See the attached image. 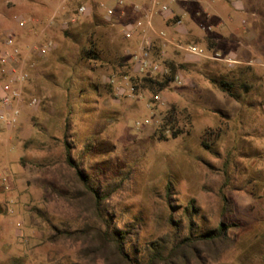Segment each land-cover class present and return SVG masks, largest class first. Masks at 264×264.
Here are the masks:
<instances>
[{
	"label": "rangeland",
	"instance_id": "1",
	"mask_svg": "<svg viewBox=\"0 0 264 264\" xmlns=\"http://www.w3.org/2000/svg\"><path fill=\"white\" fill-rule=\"evenodd\" d=\"M215 3L171 1L170 9L191 30L188 36L171 30L169 37L199 44L207 54L220 51L211 36H227L231 45L264 41V0L237 9L223 25ZM80 4L89 11L78 13ZM118 6L117 0H0V39L12 36L19 49L6 74L0 72V94L16 93L12 107L18 111L13 124L0 121V264L81 261L87 249L81 238L52 237L55 227L98 226L65 162V139L81 171L96 183L123 180L108 204L119 224L137 217L144 236L168 230L164 186L171 181L172 201L195 199L205 226L238 225L229 246L204 249L201 260L190 264H264V69L245 74L247 92L234 84L241 97L236 100L214 79H232L239 67L186 58L169 47V59L183 66L176 72L181 83L171 82L156 95L133 89L131 79L146 74L134 69L135 34L123 35L132 21L119 20L117 12L105 17L107 8ZM46 43L51 48L41 54ZM92 44L97 60L85 57ZM14 68L25 80L11 81L7 72ZM171 109L175 123L167 126ZM67 120L72 136L66 138Z\"/></svg>",
	"mask_w": 264,
	"mask_h": 264
},
{
	"label": "trees",
	"instance_id": "2",
	"mask_svg": "<svg viewBox=\"0 0 264 264\" xmlns=\"http://www.w3.org/2000/svg\"><path fill=\"white\" fill-rule=\"evenodd\" d=\"M156 50L157 47L154 46L152 55H156ZM84 52L86 58L99 59L94 45ZM165 63L169 73L163 76L146 74L144 77L131 79L132 88L147 90L154 95L164 90L173 81L176 72L183 67L170 59ZM249 71L250 67H239L232 79L220 78L214 81L220 90L240 100V95L233 91L234 84L238 83L247 92L249 87L242 80ZM173 123L175 119L171 109L164 117V124L172 126ZM71 124L67 120L66 138L72 136ZM171 126L170 129H173ZM173 136L176 137L175 133ZM65 140V162L74 170L75 179L86 194L92 215L98 224L97 227H86L85 231L54 228L55 233L52 236L54 239L81 238L82 244L87 247L80 258L81 261L76 264H190L191 260H201L204 249L216 252L225 249L232 242L230 231L238 225L220 221L214 227L205 226L195 199H189L183 205L177 203V200L172 201L174 193L171 181L164 186L167 205L165 222L169 226L168 230L158 236H144L140 231V219L137 217L125 224H119L115 211H111L108 204L112 195L123 185V180L96 183L81 171L79 161L72 156V147L68 143L70 141ZM203 146L209 148L205 142ZM223 201L228 207V200L223 197ZM224 210L226 211V208Z\"/></svg>",
	"mask_w": 264,
	"mask_h": 264
},
{
	"label": "built area",
	"instance_id": "3",
	"mask_svg": "<svg viewBox=\"0 0 264 264\" xmlns=\"http://www.w3.org/2000/svg\"><path fill=\"white\" fill-rule=\"evenodd\" d=\"M149 4V9L144 15V21L146 27L153 31V17L154 15L161 16V18L167 22H171L176 28L181 27L183 24L182 19L173 13L170 9V2L173 0H146ZM119 6L124 5V0H117ZM139 4H134L133 9L136 12L140 10ZM78 13L85 14L89 11V8L86 4H80L77 8ZM116 15L115 8H107L105 17L108 20H111ZM20 26L24 25L23 21H20ZM139 25V24H138ZM128 25L123 30L124 38L131 39L138 28ZM178 29V28H177ZM156 35L154 37L151 36H144L141 40L140 49L138 53L134 56V69L138 74H150V75H160L163 76L169 73V68L166 65L165 61L169 59L170 51L168 50L169 47L174 48L180 53L208 58L213 61H218L227 66H232L239 61H236L228 56H225L222 53L214 52L212 54H207L205 50L199 48L195 44L191 43H178L171 39L166 31L159 30L156 31ZM155 41V42H154ZM154 46L157 47L156 55L157 59L152 58V53L154 52ZM51 48V43H46L42 47H40L39 52L44 54ZM19 49L15 45V41L12 36L7 35L0 39V72L6 74V67L10 63L14 57L18 56ZM261 67L264 69V63H260ZM8 75L13 76L11 81H23L26 78V74L20 72L17 74L16 69H11L7 72ZM174 83H181V79L179 75H175L173 81ZM17 97V94L14 92L8 93L7 91H2L0 94V121L6 123L8 125L13 124L16 121L18 111L13 109L12 102ZM264 120V114H263Z\"/></svg>",
	"mask_w": 264,
	"mask_h": 264
},
{
	"label": "crops",
	"instance_id": "4",
	"mask_svg": "<svg viewBox=\"0 0 264 264\" xmlns=\"http://www.w3.org/2000/svg\"><path fill=\"white\" fill-rule=\"evenodd\" d=\"M125 3L122 6H118L117 8H115V11L117 12V18H119V20H123L125 18H127V20L132 21L131 23L133 24L132 26L136 27V25L142 23L144 25V28L141 29H136L137 32L134 35V39L138 40V51L140 49V44H141V40L144 36H151L154 37L156 34V31H159L161 29L165 30L166 33L168 34V36L170 35V31L171 30H176L177 28L180 29L181 31L184 30V34L187 35V33L189 32V30L187 27L184 26V23L182 24L181 27H175L174 25H172L171 22H169V24L167 23H162L161 18H156L153 19V27L154 30L151 31L149 30L146 25H145V21H141L139 22V20H144V15L147 12V10L149 9V4L146 0H124ZM217 0V3H215L214 5V12L217 16H220V18L222 20H220L219 24H226V21L228 20V18L232 19V14L236 13V11H238L237 9H240V11L245 10L246 7H251L252 5L255 4L256 0ZM233 2V3H232ZM227 3V4H226ZM134 4H139L140 5V10L139 12H136L133 9V5ZM117 9V10H116ZM174 14L178 15L181 19L182 16L181 14L175 12L174 10H172ZM183 21V20H182ZM135 23V24H134ZM221 26V25H220ZM177 29V30H178ZM192 38L193 39H197V37H195V34H192ZM210 36V35H209ZM223 36V37H222ZM219 38L213 37L214 39V47H216V49L220 50L219 53L225 52L226 56L239 61L238 63L229 66V67H250L254 68L256 66H260V63H264V41L261 39H257L252 41L249 44L246 43H236L234 45L228 44V42L224 41V40H228L229 38L227 36L222 35ZM172 39V38H171ZM223 41L225 43H223ZM191 44H195L196 43H191ZM228 44V45H227ZM199 46V44L197 45ZM202 47V46H200ZM213 52V51H212ZM224 54V53H223ZM182 55L186 56V58L190 57L193 59H199L202 57H196V56H190V55H186L183 54ZM255 57V59H254ZM260 61V62H259ZM263 68V67H262Z\"/></svg>",
	"mask_w": 264,
	"mask_h": 264
}]
</instances>
